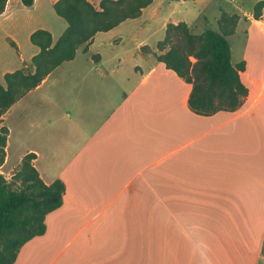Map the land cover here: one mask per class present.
Listing matches in <instances>:
<instances>
[{
  "label": "crops",
  "instance_id": "1",
  "mask_svg": "<svg viewBox=\"0 0 264 264\" xmlns=\"http://www.w3.org/2000/svg\"><path fill=\"white\" fill-rule=\"evenodd\" d=\"M56 1H49L52 9ZM87 1L96 8L100 2ZM39 3L27 8L20 0H7L0 32L10 37L14 7L35 11ZM145 9L139 18L95 34L86 51L79 48L73 60L4 113L1 125L8 136L0 173L34 154L33 165L46 185L63 182L62 205L46 216L45 233L33 239H43L52 225L60 229L59 237L73 226L78 234L90 227L82 256L100 229L123 223L129 227L124 239L132 233L138 244L146 242L152 228L154 253L135 258L121 250L107 255L106 264L141 263L144 257H152L153 264H237L225 244H238L234 230L264 211V118L249 114L260 93L256 96L242 82L249 93L238 110L197 115L187 104L191 85L145 53L144 41H133L134 30L131 51L145 64L132 65V80L130 67L114 51L124 43L123 35L109 37L122 25L137 23ZM168 23L163 21L161 29ZM36 30L48 31L53 42L61 36L55 39L51 29L37 27L29 37ZM12 43L18 58L1 69V84L6 73L21 69L39 52L32 45L24 58ZM246 70L247 63L240 79ZM118 197H126L125 202L113 204ZM132 198L141 204L131 205ZM46 241L52 239L39 244ZM263 243L264 224L261 255Z\"/></svg>",
  "mask_w": 264,
  "mask_h": 264
},
{
  "label": "trees",
  "instance_id": "2",
  "mask_svg": "<svg viewBox=\"0 0 264 264\" xmlns=\"http://www.w3.org/2000/svg\"><path fill=\"white\" fill-rule=\"evenodd\" d=\"M20 1L30 8L35 0ZM153 2L100 0L97 8L87 0H58L53 4L56 16L66 23L64 32L55 42L46 30L31 33L29 41L39 52L21 69L6 73L3 84L0 83V167L5 160L8 136V129L1 125L4 113L55 68L73 60L79 48L86 51L95 34L139 18ZM6 3L7 0H0V14ZM263 8L264 0L254 5V20L261 19ZM236 24L237 16L224 14L218 20V30L206 29L197 35L185 22L168 23L163 39L152 52L157 62L191 85L187 104L197 115L236 111L248 96L249 90L240 79L245 62L235 65L231 62L228 37L235 33ZM35 158L34 154H28L21 160L20 169L13 176L14 181L20 182L19 190H12L0 173V264H14L20 248L45 233L46 216L62 205L63 182L56 180L46 185L33 165Z\"/></svg>",
  "mask_w": 264,
  "mask_h": 264
},
{
  "label": "rangeland",
  "instance_id": "3",
  "mask_svg": "<svg viewBox=\"0 0 264 264\" xmlns=\"http://www.w3.org/2000/svg\"><path fill=\"white\" fill-rule=\"evenodd\" d=\"M51 0H40L39 6L35 11L24 8H13L15 12L14 20L11 24L10 37H5L0 32V71L7 62H16L18 53L15 45L21 48L24 58L27 57V49L32 48L29 41L30 32L37 27L51 29L55 34V39L62 34L66 23L63 19L56 16L49 4ZM259 0H156L144 11L143 17L137 23H126L112 33L109 38L122 34L124 43L116 47L114 51L120 53L123 62L130 67L131 78L136 76L132 73V65L145 64L142 58L133 57L132 33L135 31L134 39L144 41L147 54L156 50V43L163 39L164 30L161 29L163 21L177 23L186 22L193 34H201L206 29L218 30V20L224 14L237 16L236 30L233 35L228 37L231 50V62L237 64L241 61L247 63V70L243 74L241 81L251 86L253 93L257 96L255 105L250 109L249 114L261 115L264 118V17L262 22L253 19L252 11L254 5ZM264 15V9H262ZM133 24V25H130ZM131 26V27H129ZM60 27V28H59ZM62 27V28H61ZM118 32V33H117ZM103 55L111 54L105 48H98ZM93 48V51H96ZM149 51V52H147ZM7 58L4 63L2 59ZM139 59V60H138ZM194 62L193 59H190ZM148 62V61H147ZM23 66V65H22ZM20 66V67H22ZM8 67V66H6ZM125 67V66H124ZM125 70V69H124ZM258 82V86L249 84V81ZM134 81H131L130 87ZM263 89V91H260ZM20 164L13 166L9 164L4 170V178L11 184L12 190L21 188L20 182L14 181L13 176L19 171ZM9 174V175H8ZM109 198L103 201L107 202ZM126 197H118L113 204H122ZM139 198H132L131 205L141 204ZM114 206V205H111ZM109 211V210H108ZM107 211V212H108ZM91 215V214H90ZM93 215V214H92ZM253 214L241 230H234L236 243H226L225 248L230 255L236 259L237 264H264V243L262 255L260 249L263 242L264 211ZM78 228L73 226L65 230L59 237L60 229L55 225L49 227V231L43 239H31L25 243L18 252V260L14 264H106L107 255H113L121 250L128 253L131 257L137 255H151L154 253L152 228L146 235L144 244L134 243L133 234L130 233L129 241L124 239L125 233L129 231L128 225L120 223L117 228L104 227L97 233V238H93L90 245H87L81 256L82 240L86 233L92 228L88 227L80 234ZM116 230L115 235L111 231ZM238 235V238H237ZM113 236V237H112ZM117 236V237H116ZM52 239L40 245L41 240ZM229 264L228 260H225ZM129 264H153L152 257H144L139 263L138 260H130Z\"/></svg>",
  "mask_w": 264,
  "mask_h": 264
}]
</instances>
